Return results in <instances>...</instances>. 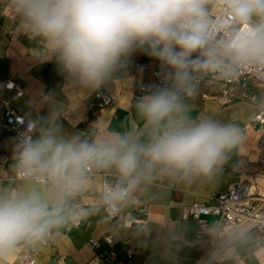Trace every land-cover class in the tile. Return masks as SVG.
Wrapping results in <instances>:
<instances>
[{
  "label": "clouds",
  "instance_id": "clouds-1",
  "mask_svg": "<svg viewBox=\"0 0 264 264\" xmlns=\"http://www.w3.org/2000/svg\"><path fill=\"white\" fill-rule=\"evenodd\" d=\"M15 33L39 40L31 55L55 59L75 107L80 96L111 84L140 52L159 61L161 83L134 103L122 130L96 123L67 135L64 109L52 95L44 118L20 133L0 183V264L19 252L48 247L64 230L93 217L115 236L153 251L157 264H180L199 247V264H264V217L192 226L182 219L136 223L150 190L214 188L225 165L246 155L245 125L264 114V94L227 120L195 101L206 84H235L264 75V0H3ZM91 199L85 203V197ZM131 212V215H130Z\"/></svg>",
  "mask_w": 264,
  "mask_h": 264
},
{
  "label": "crops",
  "instance_id": "crops-1",
  "mask_svg": "<svg viewBox=\"0 0 264 264\" xmlns=\"http://www.w3.org/2000/svg\"><path fill=\"white\" fill-rule=\"evenodd\" d=\"M6 9L1 15V10ZM18 22H13L3 0H0V111L8 105L18 114L29 119L44 118L48 115L50 105L45 97L52 95L58 107L64 109L60 123L65 134H80L81 125L101 123L105 127L122 130V125L134 123V90L140 86L153 85L151 62L155 59L146 54H133L128 66L110 85L96 91L84 93L80 96L75 107L72 106L70 96L73 94L68 88L65 75L61 72L55 59L41 62L31 55V50L42 47L39 40L30 39L26 34L15 33ZM10 82L17 86L22 95L16 97L14 90H6L3 85ZM97 92H106L111 97V103L97 112L94 120L85 113V106L89 99ZM202 93V91H201ZM201 93L195 104L208 114L224 120L230 119L235 111L241 108H251L252 103L246 100H236L230 105L220 106L212 100H202ZM248 136L246 155L234 156L228 165H225L220 181L214 188H200L186 190L181 187L169 188L162 186L150 190L141 199L152 195L148 208V221H164L165 219H182V208L194 203L212 205L208 198L212 194H224L234 183L251 186L259 195H264V166L260 165L262 155L257 148L264 134L253 132L249 123L245 125ZM14 141L11 136H5L0 141V153L7 152L12 158ZM7 171L9 168H0ZM9 176L0 174V183L7 184ZM91 197H85L87 203ZM133 210V209H132ZM131 210V212H132ZM130 212V213H131ZM99 217L90 218L81 223L78 229L68 228L48 247L37 251L34 255L35 264H87L94 255V251L87 245L89 239H95L99 250L106 248L105 237L113 242L112 249L117 255V264H157L152 249L147 244H141L128 235L115 236L109 226L99 221ZM206 221L214 219L206 217ZM192 226L190 235L195 238L197 224L190 218L182 219ZM133 248L139 254L128 257L127 251ZM19 254V253H18ZM17 254V255H18ZM16 256L8 264H16ZM203 252L192 246L180 254V264H199Z\"/></svg>",
  "mask_w": 264,
  "mask_h": 264
},
{
  "label": "built area",
  "instance_id": "built-area-1",
  "mask_svg": "<svg viewBox=\"0 0 264 264\" xmlns=\"http://www.w3.org/2000/svg\"><path fill=\"white\" fill-rule=\"evenodd\" d=\"M6 9L1 10V15ZM151 72L153 85L161 83L158 73L162 71L159 61L151 62ZM6 90H14L16 97L22 95L20 89L14 84L7 82L3 85ZM146 86L137 87L134 90L133 98H137L146 94ZM264 94V75L259 73H249L242 76L234 85L233 84H206L202 88L201 99L212 100L217 102L220 106L230 105L236 100H246L253 104L255 99ZM111 103V97L106 92H97L89 99L85 106V113L91 120L97 115V112L108 106ZM30 120L18 114L14 109L8 105H4L0 111V141L5 136H11L14 145L20 135L26 128ZM91 123V122H90ZM86 125L83 123L80 127L81 133H88L92 129V124ZM250 129L256 134H264V114L257 116L255 122L249 123ZM262 140L258 142L261 145ZM12 158L7 155V152L0 153V168H9L12 164ZM209 201L214 204L209 205L205 203H194L190 206L182 208V219L190 218L195 223L201 224L206 221V217L218 218L222 214L227 216V219L233 218L242 219L245 216H254L256 219L264 217V195H259L255 192L253 187L246 186L242 183H234L229 190L224 194H212ZM149 208L140 205L139 201L137 207L132 210L135 213L130 219L135 220L136 223L146 222L145 217L148 215ZM131 215V213H130ZM82 222H77L75 226L70 228L78 229ZM106 248L99 250V244L95 239H89L87 245L94 251L93 257L87 264H117V255L112 249L113 242L110 237L104 238ZM197 247V246H196ZM199 248V247H198ZM37 252H19L15 259L16 264H35L34 255ZM139 254V251L129 248L127 251L128 257H133Z\"/></svg>",
  "mask_w": 264,
  "mask_h": 264
},
{
  "label": "rangeland",
  "instance_id": "rangeland-1",
  "mask_svg": "<svg viewBox=\"0 0 264 264\" xmlns=\"http://www.w3.org/2000/svg\"><path fill=\"white\" fill-rule=\"evenodd\" d=\"M257 148L261 154H264V140H262V143L260 146H258L257 144ZM261 159L264 160V155H262ZM260 165L264 166V161H261Z\"/></svg>",
  "mask_w": 264,
  "mask_h": 264
}]
</instances>
